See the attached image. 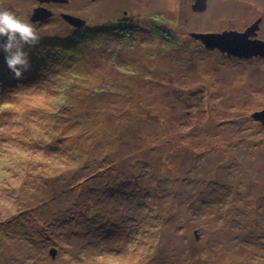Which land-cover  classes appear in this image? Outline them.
<instances>
[{
  "label": "rangeland",
  "instance_id": "rangeland-1",
  "mask_svg": "<svg viewBox=\"0 0 264 264\" xmlns=\"http://www.w3.org/2000/svg\"><path fill=\"white\" fill-rule=\"evenodd\" d=\"M194 4L0 0L41 36L0 50V264H264V57L193 35L264 39V0Z\"/></svg>",
  "mask_w": 264,
  "mask_h": 264
},
{
  "label": "water",
  "instance_id": "water-1",
  "mask_svg": "<svg viewBox=\"0 0 264 264\" xmlns=\"http://www.w3.org/2000/svg\"><path fill=\"white\" fill-rule=\"evenodd\" d=\"M46 2L50 0H39ZM54 2H67L68 0H53ZM207 5V0H195L193 9L204 10ZM52 11L45 7H39L35 10L31 17L32 21H39L48 18L52 15ZM63 17L75 26H83L86 21L80 17L69 13H63ZM260 19L249 26L245 31L224 30L223 32H195L194 37L203 41L207 48H219L223 52L230 55L239 56L241 58H249L254 56L264 57V40L252 38L259 28ZM255 118L264 121V111L256 112ZM55 253V250H52Z\"/></svg>",
  "mask_w": 264,
  "mask_h": 264
},
{
  "label": "clouds",
  "instance_id": "clouds-1",
  "mask_svg": "<svg viewBox=\"0 0 264 264\" xmlns=\"http://www.w3.org/2000/svg\"><path fill=\"white\" fill-rule=\"evenodd\" d=\"M41 36L34 24L19 18L15 12L0 8V50L14 78H24L32 67L28 49L39 45Z\"/></svg>",
  "mask_w": 264,
  "mask_h": 264
},
{
  "label": "trees",
  "instance_id": "trees-1",
  "mask_svg": "<svg viewBox=\"0 0 264 264\" xmlns=\"http://www.w3.org/2000/svg\"><path fill=\"white\" fill-rule=\"evenodd\" d=\"M121 23L122 22H118L117 25H116V29H117L118 34H122V33H124V31L132 29L131 26H128V25H125V26L120 25Z\"/></svg>",
  "mask_w": 264,
  "mask_h": 264
},
{
  "label": "bare ground",
  "instance_id": "bare-ground-1",
  "mask_svg": "<svg viewBox=\"0 0 264 264\" xmlns=\"http://www.w3.org/2000/svg\"><path fill=\"white\" fill-rule=\"evenodd\" d=\"M46 2H54L53 0H50V1H46ZM46 8V7H45ZM52 11V10H51ZM52 13H53V11H52ZM53 15V14H52ZM41 21V20H40ZM37 22V21H36ZM129 23V21H124V20H122V24H123V26H125V25H127ZM245 31V30H244ZM220 32H223V31H220ZM259 39H261V40H264L263 38H260L259 37ZM219 49V48H218ZM223 52V51H222ZM225 53H227V52H225ZM228 54V53H227Z\"/></svg>",
  "mask_w": 264,
  "mask_h": 264
},
{
  "label": "flooded vegetation",
  "instance_id": "flooded-vegetation-1",
  "mask_svg": "<svg viewBox=\"0 0 264 264\" xmlns=\"http://www.w3.org/2000/svg\"><path fill=\"white\" fill-rule=\"evenodd\" d=\"M262 21V19H260V22ZM252 25V24H251ZM250 25V26H251ZM249 27V26H248ZM248 27H246V29L248 28ZM245 29V30H246ZM261 29V26H260V23H259V28L257 29V31H256V33L255 34H253V35H251V37L252 38H259L258 36H257V34H258V32H259V30ZM238 31H240V30H238Z\"/></svg>",
  "mask_w": 264,
  "mask_h": 264
}]
</instances>
